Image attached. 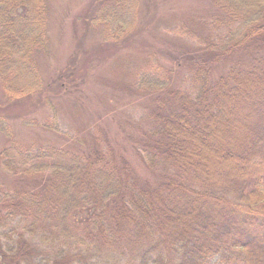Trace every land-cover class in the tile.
<instances>
[{
    "label": "trees",
    "instance_id": "1",
    "mask_svg": "<svg viewBox=\"0 0 264 264\" xmlns=\"http://www.w3.org/2000/svg\"><path fill=\"white\" fill-rule=\"evenodd\" d=\"M104 1L91 22L115 23L106 39L119 42L139 1L121 0L114 19L119 0ZM208 1L213 32L199 55L184 52L182 83L155 62L137 76L151 107L142 132L126 137L144 170L110 139L103 150L61 134L67 144L31 148L0 115V175L18 178L0 183V264H264V0ZM49 5L0 0L6 104L51 100L40 59ZM40 125L60 132L55 119Z\"/></svg>",
    "mask_w": 264,
    "mask_h": 264
},
{
    "label": "rangeland",
    "instance_id": "2",
    "mask_svg": "<svg viewBox=\"0 0 264 264\" xmlns=\"http://www.w3.org/2000/svg\"><path fill=\"white\" fill-rule=\"evenodd\" d=\"M138 1L137 24L129 27L132 33L117 42L106 39L118 29L115 23L103 19L97 25L91 22L104 0H50V52L47 58L40 55V59L51 100L35 105L32 95L6 104L0 96V115L7 116L18 141L31 148L64 145L66 136L61 134H68L87 138L104 150L110 139V144L125 149L134 169H145L130 143L133 137H126L142 132L139 127H146L151 107L144 103L146 95L136 88L137 76L150 70L155 62L169 69L176 83H182V77L191 71L187 55H199V41L213 32L211 15L215 13L208 0ZM111 3L109 7L116 10L109 17L114 19L118 11L123 12L122 1ZM60 71L69 72L70 80L58 77ZM61 81L71 88L61 92L55 89L54 83ZM53 119L60 132L41 127L52 124ZM101 126L106 136L99 133ZM99 137L103 139L100 143ZM0 180L11 186L18 178L0 175Z\"/></svg>",
    "mask_w": 264,
    "mask_h": 264
}]
</instances>
